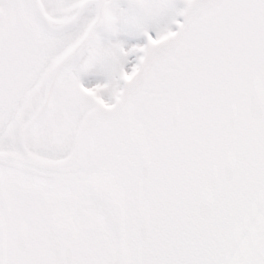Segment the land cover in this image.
<instances>
[{"label": "snow or ice", "instance_id": "snow-or-ice-1", "mask_svg": "<svg viewBox=\"0 0 264 264\" xmlns=\"http://www.w3.org/2000/svg\"><path fill=\"white\" fill-rule=\"evenodd\" d=\"M0 264H264V0H0Z\"/></svg>", "mask_w": 264, "mask_h": 264}]
</instances>
